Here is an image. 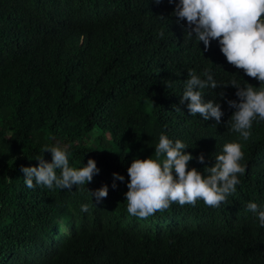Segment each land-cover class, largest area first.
Masks as SVG:
<instances>
[{
  "label": "trees",
  "instance_id": "16d2710c",
  "mask_svg": "<svg viewBox=\"0 0 264 264\" xmlns=\"http://www.w3.org/2000/svg\"><path fill=\"white\" fill-rule=\"evenodd\" d=\"M174 8L168 0H0V264H264V227L247 209L264 208V121L253 122L247 141L230 131L231 85L202 90L220 104L219 124L181 103L189 72L204 79L210 71L219 84L259 81L229 64L218 41L205 50L189 37ZM161 135L187 144L188 167L201 172L225 143H241L246 172L226 204L173 203L146 219L127 212V169L155 158ZM46 145L67 147L70 167L93 158L99 172L72 190L29 189L21 168L40 156L51 162ZM105 184L97 202L88 190Z\"/></svg>",
  "mask_w": 264,
  "mask_h": 264
},
{
  "label": "clouds",
  "instance_id": "9594fccd",
  "mask_svg": "<svg viewBox=\"0 0 264 264\" xmlns=\"http://www.w3.org/2000/svg\"><path fill=\"white\" fill-rule=\"evenodd\" d=\"M156 4L161 0H154ZM175 3L173 15L177 22L186 21L189 37L203 42L204 49L210 47L213 40L218 41L222 54L229 64L259 81L260 86L252 84L241 86L236 80L219 84L210 71H205L204 79L194 72L188 73L181 103L188 101L190 115L199 114L203 120L214 118L216 124L221 122L223 111L218 102L204 100L202 90L229 85L236 89L238 99H227L228 107L234 109L227 126L230 131L239 134L245 141L251 136L254 121H264V0H168ZM163 36V33H160ZM226 99L224 91L217 93ZM187 144L177 139L173 142L166 135H161L155 146V158H135L127 169L129 181L125 200L127 212L135 217L146 219L156 212H163L173 203L180 206H195L202 200L206 206L218 208L227 203V198L235 193L240 184L239 176L246 172L242 145L229 142L223 145L222 152L215 157L211 166L205 164L203 172L195 167L189 168L193 159L190 152L184 149ZM50 152L51 162L44 156L37 157L38 166H22L24 183L29 189L37 185L52 189L72 190L73 185H86L99 172L96 161L89 158L81 168L69 166L68 148L60 145H46L43 152ZM201 164L205 156L197 157ZM60 169V175L56 170ZM114 180L124 181V176L113 173ZM116 187L115 182L112 185ZM91 197L99 202L108 195L105 184L95 191L88 190ZM247 209L258 215L259 223L264 227V208L254 202ZM81 211L87 212L88 205H81Z\"/></svg>",
  "mask_w": 264,
  "mask_h": 264
}]
</instances>
